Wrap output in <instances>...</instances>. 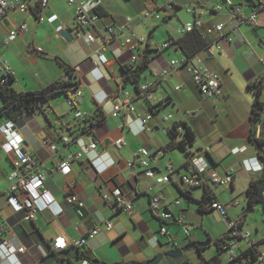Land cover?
<instances>
[{"label": "crops", "instance_id": "crops-1", "mask_svg": "<svg viewBox=\"0 0 264 264\" xmlns=\"http://www.w3.org/2000/svg\"><path fill=\"white\" fill-rule=\"evenodd\" d=\"M23 1L28 6L26 11L11 9L0 17V57L5 58L12 69L15 78L12 86L19 93L41 91L65 80L67 68L79 66L80 71L74 75L82 96L76 99L75 106H70L67 98L74 96L72 91L55 95L44 104L46 111L37 110L13 120L16 133L47 177L44 190L63 210L60 215L48 209L40 212L35 221H28L25 213L17 212L9 202V177L14 155L1 131V127L10 120L0 118V226L6 230L4 237L9 238L15 247L23 245L26 248L25 253L11 257H5L0 251V264H47L46 259L54 253L56 259L51 264H82L86 259L79 255L74 258L64 256L78 249L89 252L90 264H143L158 255L199 242H209L208 246L202 247L205 248L202 253L195 246L183 252L178 259L164 256L157 264H205V260L217 256L219 249L215 243L230 235L228 224L221 210L211 209L208 205L201 210L205 190H187L181 183L180 174L185 173L184 168L193 157H205L222 176L232 172L233 185H213L212 195L225 208L228 218H244L248 209V188L264 175V172L246 169L244 164L248 160L254 164V160L260 161L264 157V153H260L264 144L259 147L251 138L255 136L264 142L261 136L264 110L259 123L254 124L252 107L255 96L248 87L250 82L264 80V64L261 63L264 58V9L259 11L258 25L252 26L233 23L227 4L225 7L217 3L209 9L198 2L190 5L197 6V14L188 12L192 16L188 23L200 19L199 14L203 12L205 28L224 24L226 33L234 39L232 44L224 43L223 49L218 50L215 45L218 34L213 31L209 49L197 54L201 63L222 82L221 96L206 98L185 67L170 68L173 60L178 61L185 56L178 45L162 52L156 51L159 44L153 45L151 40L156 39L158 27L147 21L148 18H157L147 15L154 14L152 11L155 9L163 10L155 7L157 0H98L96 4L88 5L89 12L98 8L102 11L93 33L105 34L107 27H119L127 17H131L137 36L145 38L141 49L145 51L147 44L151 49L149 68L141 85L151 84L154 98L151 102L137 98L136 112L120 119L112 115L115 104L125 91L136 94V87L125 82L124 68L130 63L133 52L124 46L123 39L118 37L104 46L100 42L89 43L86 38L75 37L72 42H66L58 29H69L74 35L76 5L70 6L69 0H51L36 15L34 0ZM226 1L240 6L246 14L255 11L248 0ZM169 5H172L170 9L163 10L166 22L178 17V12L183 10L175 3ZM215 5L223 9L213 13ZM133 12L144 18L139 19ZM53 16L58 19L50 23ZM157 20H161L160 15ZM25 23L28 26L25 34L21 33L9 44L4 43L14 30ZM171 37L180 38L170 33ZM38 49L42 51L38 52ZM100 50L108 63L95 66ZM166 70L170 75L161 77ZM177 87L181 89L178 91ZM261 99L264 102V92ZM79 112L85 117L78 119ZM147 115L153 117L151 132H147L142 123ZM167 117L168 120L164 119ZM176 123H186L194 132L195 141L187 148L190 157L180 149L165 150L171 141L169 131ZM123 124L125 127L121 128ZM64 136L70 137L68 144L61 141ZM119 139L124 141L121 148L115 144ZM91 142H97V149L88 151L86 146ZM51 144L57 145V152L51 150ZM142 149L151 154L150 167L155 178L140 175L144 171L141 168L132 173L134 166H129V163L138 165ZM77 153L83 154L82 159L74 161L71 174L64 176L58 168L59 162L73 158ZM169 164L174 166L177 174L170 182L159 184L156 179L168 174ZM115 189H121L132 203V216L105 200L104 196ZM186 191L188 196L183 194ZM70 195L77 196L84 203L82 210L67 203ZM15 196L19 200L26 197L21 192ZM157 196L163 201L160 213L170 212L175 218L183 219L190 235L185 234L184 226L174 219L166 223L160 220L151 207L152 198ZM241 200L247 203L246 209ZM232 201H237L238 206H232ZM248 215L243 227L258 242L259 252L264 254V215L250 224ZM108 224H112L111 230L107 229ZM163 226L168 230L167 235L161 233ZM96 228L101 232L90 238ZM58 238H65L68 244L61 251L54 246ZM83 239H86V245L77 247L76 244ZM249 248V241L239 239L236 253L242 256ZM224 257V253L219 256L221 264H228Z\"/></svg>", "mask_w": 264, "mask_h": 264}, {"label": "built area", "instance_id": "built-area-1", "mask_svg": "<svg viewBox=\"0 0 264 264\" xmlns=\"http://www.w3.org/2000/svg\"><path fill=\"white\" fill-rule=\"evenodd\" d=\"M51 0H34L36 6L40 7V9H45ZM256 4V10L251 14H246L245 11L238 5L234 4L232 1H226L228 15L232 19L235 24H248L252 26L258 25L259 11L264 9V0H253ZM98 0H88L85 2H78L77 0H69L70 6L76 5V18L75 24L76 29L74 33V37L76 38H86L89 43L97 44L100 40H103V46L112 43L116 38L121 37L123 39V44L127 48H129L133 52L132 59L129 65L136 67L140 62L144 60L145 54L141 49V45L144 44L145 38L138 37L135 31L133 19L131 17H127L125 21L119 27L109 26L107 27L105 34H96L93 33V27L95 24L101 19L96 12H89L87 9L88 5L96 4ZM172 5H168L163 8L164 11L170 9ZM11 9H19L21 11H26L28 9L27 4L23 0H0V17L5 16ZM223 8L221 6H216L213 8L212 12L217 13L220 12ZM188 12L196 15L197 14V6H190L188 8ZM152 16L154 18H159V15L152 14L147 15ZM200 19H196L194 22H190L182 25L178 34L180 37L185 36L186 34L193 32L194 30H199L203 36V39L207 42V47L205 50H208L210 47V35L214 31L218 34V38L215 41V45L218 50H222L225 44H232L234 39L232 36L226 33V28L224 24L214 25L211 28H205V24L202 20L204 13L201 12L199 14ZM57 16H53L49 19L50 23H55L57 21ZM59 31L63 30V27L58 29ZM28 31L27 24H22L19 28L14 30L10 36L4 41V43L9 44L17 39V37L23 33L25 34ZM174 44L172 39H169L164 44L160 45L158 51L162 52L163 50L168 49ZM41 49H38V52H41ZM197 60V61H196ZM108 63L107 57L103 53L102 50L97 52V58L94 61L95 66L104 65ZM261 63L264 64V58L261 59ZM177 66H183L187 69L188 73L192 77V81L199 89L200 93L206 98H214L219 97L222 94V82L218 75L209 70L206 66H204L198 58V55L193 58H188L184 56L180 60H173L170 63V68L175 69ZM74 69V73L80 71V67L77 66ZM13 75L12 69L9 66L7 60L5 58L0 57V82L4 83V76ZM170 75V71H163L161 77L167 78ZM68 76L63 81H68ZM180 87H177L176 90H180ZM82 96V92L80 90H76L74 96H69L67 98V103L70 106L76 105V99ZM143 98L147 102H151L154 98V90L151 84H142L140 86V93L133 94L131 92H123L122 99L115 104L113 110V117L125 119L129 114H134L136 112L135 101L137 98ZM42 110H45L43 108ZM85 117L83 113L79 112L77 114V118ZM152 115H147L143 118L142 123L147 132L152 131V127L150 122L152 120ZM169 118H166L168 120ZM124 124L121 128H124ZM262 133L261 136L264 140V123L261 125ZM180 132L183 131L182 128L179 129ZM1 131L5 136L7 146L12 151L14 158L12 160L13 170L10 174L9 181L10 185V194L9 202L13 206V208L17 212H24L25 219L28 221H35L40 212H43L48 209H53L56 212V215H60L63 210L58 206L55 199L51 196V194L44 190L46 175L40 169L38 161L28 153L24 140L16 133L15 125L13 121H8L1 127ZM61 141L64 144H68L71 139L68 136H64L61 138ZM118 148H121L124 144L123 139H119L115 142ZM53 152L58 151V147L56 144H51L50 146ZM97 149V142H91L86 146V150L93 151ZM209 152V150H207ZM83 154L77 153L73 158H64L59 164L58 168L60 172L64 176H69L72 172V165L74 161H78L82 159ZM245 161V167L248 170H257L259 172H264V163H260L259 160ZM151 154L147 149H142L139 153V160L137 164L143 169L144 176L148 178H155V172L151 169ZM135 162H130L129 166H134ZM185 173L180 174V180L183 186L187 190L191 189H202L206 190L207 188L211 189V186H221V187H230L234 183V175L232 172L227 173L222 176L217 171H215L209 161L205 157H193L189 160L187 165L184 168ZM168 174L163 177L157 178V182L159 184L168 183L172 180V178L177 174L176 169L172 164L167 166ZM21 192L26 197L22 200L16 198L15 194ZM105 200L108 202H112L115 207L128 215L132 216L134 214V208L132 203L125 197L124 193L121 189H115L113 192L106 194L104 196ZM67 203L71 206H78L80 210L84 208V203L74 195H70L67 197ZM163 201L162 198L157 196L152 198L151 207L153 211L158 212L159 218L163 222L175 220L179 224L184 226L185 233L190 235L189 229L185 226L184 220L179 218H175L174 215L170 212L160 213V208ZM179 204V203H177ZM208 206L214 210H221L222 214L228 224V228L230 230L231 240L227 242L223 246L224 254L227 257L228 264H246V260L241 259L240 256L237 255V241L239 239H245L249 241L250 247H257L258 242L252 238L249 231L245 230L243 227L242 218H238L236 220H232L228 218L225 208L219 201L211 199L208 202ZM232 206H238L237 201H232L230 203ZM107 229H112V224L107 225ZM101 230L99 228L94 229L90 238H94L97 236ZM161 233L163 235L168 234V230L165 226L162 227ZM6 230L3 226H0V251L5 257H11L15 254H23L25 253V246L15 247L12 241L9 238H5ZM67 240L65 238H58L55 242L56 250H63L67 247ZM86 245V239L79 241L76 246L84 247ZM259 262L264 264V254H260L258 258ZM82 264H90L88 260H85Z\"/></svg>", "mask_w": 264, "mask_h": 264}, {"label": "trees", "instance_id": "trees-1", "mask_svg": "<svg viewBox=\"0 0 264 264\" xmlns=\"http://www.w3.org/2000/svg\"><path fill=\"white\" fill-rule=\"evenodd\" d=\"M145 1L148 2L150 0ZM248 2H250L249 5L251 7H255V10L257 9L256 4L253 0H248ZM40 10V7L36 6V9L34 10L35 14L38 15ZM95 12L101 18V9L98 8ZM169 39H172L174 41V44L172 46L178 45L179 49L182 50L185 53V56H187L188 58H193L199 52L205 50L207 47V42L203 39V36L199 30H194L193 32H190L185 36L180 37L179 39H175L173 37ZM150 51L151 49L147 44V48L144 51V60L140 62L136 67L128 64L124 68V72L126 74L125 82L130 83L136 87V94L140 93L141 80L149 68ZM156 51H158V49ZM67 73L69 79L67 82L62 80L49 85L41 91L27 93H19L14 89V87L12 86L15 81L14 75L11 74L8 76H4L3 79L5 80V82H0V97L3 101V106L0 107V118L7 117L10 121H13L26 113H32L37 110H42L44 104L55 95L61 93L69 94L71 91L75 93V91L78 89L79 84L75 78L74 69L67 68ZM248 87L254 92L255 96L252 107V120L254 124H257L261 120V113L264 110V102L261 99L264 92V80H256L254 82H250L248 84ZM180 128H182L183 131L180 132ZM169 136L171 141L165 150L170 151L171 149H180L190 157L191 154L188 153L187 148L188 146H192L195 141V135L191 128L186 123H176L174 127L169 131ZM251 138L259 147L263 146L264 142L256 139L255 136H252ZM262 182H264V175L263 179L257 182H252L249 186L247 191L248 207H252L254 209L257 205L261 204L264 208V197L263 195H261ZM211 190L212 189L210 188H207L205 190L203 199L200 203L201 210H203L205 206L209 205L208 202L211 199L215 200L213 198V192ZM183 194L188 196L187 191L183 192ZM242 220L244 225V219ZM230 240L231 237L229 234L218 239L215 244L219 249V254L213 257L211 260H205V264H221L222 261L219 259V256L224 253L223 246ZM204 249L205 248H198L201 253ZM78 250L79 257H83L88 261H92L88 251H82L81 249ZM260 254L261 253L258 250V246L250 247L242 256H240V258L246 260V264H254L255 262L259 261L258 258Z\"/></svg>", "mask_w": 264, "mask_h": 264}, {"label": "rangeland", "instance_id": "rangeland-1", "mask_svg": "<svg viewBox=\"0 0 264 264\" xmlns=\"http://www.w3.org/2000/svg\"><path fill=\"white\" fill-rule=\"evenodd\" d=\"M157 1H158V4L157 5L154 4V5H155V7H158V8L160 7V9H163L164 7L168 6L171 3H175L176 5L183 7V10L178 12V17L173 18L172 20H170L168 22L165 21V12L163 10L162 11H156V9H155V11H152V12H154V14L161 16V20L148 18L149 21H147V22H151L152 24H155L158 27L156 30V39L151 40V41L153 42V45L159 44V46L164 44L166 41L169 40L170 33H172L175 36H178L179 35L178 30L182 26V24H186L192 20L191 14L188 13V6H190L191 4H197V2H198V4L204 5V7L209 9V8H212L214 4L221 3L223 6L226 7L225 0H157ZM208 2L212 3V5H207ZM215 6H217V5H215ZM133 15L138 17L139 19L144 18L143 15L141 16L137 12H133ZM245 25H248V24H245ZM147 36H149V34H147ZM257 45H260V43H258ZM0 103L1 104L3 103L1 98H0ZM167 118H169V117H167ZM164 119H166V118H164ZM241 203L244 206V208L246 209L247 203L243 200H241ZM263 215H264V208L261 204H259L256 206V209L254 211L249 213V215H248L249 224L262 219ZM184 232H185V230H184ZM201 243H203V242H201ZM226 258L227 257H224L225 260H226ZM256 264H262V263H256Z\"/></svg>", "mask_w": 264, "mask_h": 264}, {"label": "water", "instance_id": "water-1", "mask_svg": "<svg viewBox=\"0 0 264 264\" xmlns=\"http://www.w3.org/2000/svg\"><path fill=\"white\" fill-rule=\"evenodd\" d=\"M60 36L66 41V42H72L74 40V35H73V32L69 29H63L62 31H60ZM100 44H103V40H100L99 41ZM255 132L257 131L256 129L254 130ZM261 154L264 153V150L262 149L260 151ZM260 162L261 163H264V157H262L260 159ZM141 167L138 166V165H134V169L132 170V173H135L137 171V169H140ZM143 175L144 172L142 171L140 173V175ZM264 194V182H262V188H261V195ZM253 211V208L252 207H248V209L244 212V218ZM158 214V212H157ZM209 245V242H199L197 243V245L195 244H190L184 248H181V249H176V250H172V251H169L167 252L165 255H158L154 260L150 261V262H144L143 264H157L159 263L163 258L164 256L166 257H169V258H172V259H178L179 257L182 256L183 252L189 250V249H192L194 248L195 246L199 247V248H202V247H206ZM79 255V251L77 250L76 252H72V253H65L64 256L66 257H71V258H74V257H77ZM56 259V255L55 253L50 255L47 259H46V263L47 264H51L54 260Z\"/></svg>", "mask_w": 264, "mask_h": 264}]
</instances>
